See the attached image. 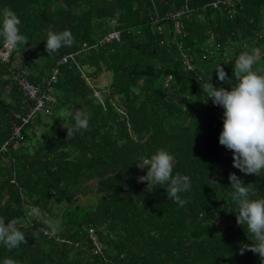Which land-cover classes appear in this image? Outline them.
Listing matches in <instances>:
<instances>
[{
	"label": "trees",
	"instance_id": "16d2710c",
	"mask_svg": "<svg viewBox=\"0 0 264 264\" xmlns=\"http://www.w3.org/2000/svg\"><path fill=\"white\" fill-rule=\"evenodd\" d=\"M212 1L188 0L182 35L164 15L184 0H0V13L13 10L28 41L9 63L0 59V216L18 219L27 240L12 250L0 245V264H260L258 254H239L251 237L227 194L235 173L251 199L264 198V170L232 166L231 150L218 142L223 108L206 100L203 85L219 65L231 78L242 52L264 74V0H241L232 17ZM49 30L70 31L74 43L48 55ZM113 30L121 41L101 44ZM16 68L34 84L58 69L53 105L31 115L20 141L11 138L12 122L29 103L9 77ZM210 75L215 87L230 88L215 69ZM77 111L89 128L67 138ZM158 149L173 155V175L190 177L184 206L167 198V185L148 191L137 180L147 169L135 163ZM89 227L105 245L103 260L91 252Z\"/></svg>",
	"mask_w": 264,
	"mask_h": 264
},
{
	"label": "clouds",
	"instance_id": "9594fccd",
	"mask_svg": "<svg viewBox=\"0 0 264 264\" xmlns=\"http://www.w3.org/2000/svg\"><path fill=\"white\" fill-rule=\"evenodd\" d=\"M20 23L13 10L5 8L0 13V40L3 41L0 54L7 55L18 45L28 44L27 38L20 33L18 27ZM73 43L74 38L70 31L57 33L49 30L45 51L51 55L58 52L61 47H70ZM255 62L253 54L242 52L234 61L231 78L227 76L222 65L211 69V71L215 69L217 80L228 83L230 88L215 87L211 82V71L203 85L206 100L210 99L213 105L223 108L222 130L218 142L231 150L232 166L247 175H257L264 170V74L253 70ZM73 119L74 124L66 127L67 138L82 134L89 128V121L83 113L77 111ZM135 164L139 169H147L145 175L138 177L137 180L146 182L148 191L167 185L166 188H161L165 190L168 199L179 206L187 203L181 197V193L190 191V177L179 172L172 174L173 155L165 149H158L150 158H143ZM228 180L232 191L227 195L236 205L233 211L236 223L244 230L246 228L251 237V239L247 237L251 241L250 244L240 246L239 254L251 251L258 254L260 264H264V198L251 199L250 188L244 185L235 173H229ZM31 213L33 216L39 215L35 207L31 209ZM49 223L50 226H58V222ZM19 224L18 219H11L6 223V218L0 216V245L12 250L19 248L22 243L27 244L26 234L20 230ZM4 264L16 262L6 258Z\"/></svg>",
	"mask_w": 264,
	"mask_h": 264
},
{
	"label": "built area",
	"instance_id": "2783aa9c",
	"mask_svg": "<svg viewBox=\"0 0 264 264\" xmlns=\"http://www.w3.org/2000/svg\"><path fill=\"white\" fill-rule=\"evenodd\" d=\"M241 0H214L210 3V6L213 9H217L220 5H224L226 9V13L229 17H232L237 7L239 6ZM191 9L188 6V0H184V2L174 11H168L164 18L171 19L174 22V29L176 32L182 33L185 35L184 23L182 21V17L190 12ZM120 40V32L119 30H113L107 33L100 41L101 44L117 42ZM12 52V51H11ZM7 55L0 54V59L4 63H8L10 60V54ZM183 63L185 68L191 70L194 66L193 58L188 54L182 55ZM67 57H62L60 61L57 62V65L66 62ZM29 72L25 68H17L11 69L9 73V77L13 82L18 86L24 101L29 103V111L27 114L22 115L19 113L14 114V122H12L13 129L11 132V138L15 141H20L22 138V127L28 123L31 115L35 111L45 110L46 112L49 110V106H51L50 102L53 101L52 96L50 95V91L52 90L53 84L57 81L58 69L54 68L52 74L45 80L42 84H34L28 79ZM169 79L171 76L168 77ZM8 88V86L6 87ZM6 144L3 143L0 147V150L6 149ZM43 233L47 235V237H54V233L46 228L42 229ZM86 234L88 241L91 245V252L95 255L101 256L102 260L104 257L103 251L105 248L104 243L99 240L98 235L93 227H89L86 229ZM58 240V238H56ZM105 261V260H104ZM103 264V263H98Z\"/></svg>",
	"mask_w": 264,
	"mask_h": 264
},
{
	"label": "rangeland",
	"instance_id": "374dc122",
	"mask_svg": "<svg viewBox=\"0 0 264 264\" xmlns=\"http://www.w3.org/2000/svg\"><path fill=\"white\" fill-rule=\"evenodd\" d=\"M112 22H113V21H112ZM255 59H256V58H255ZM105 79H106V78H105L104 74H102V75H101V81H102V83H101L100 85H103V83L106 82ZM105 89H106V88H105ZM104 91H106V90H104ZM50 104L53 105V101H51ZM219 114H220V115L222 114L221 111H219Z\"/></svg>",
	"mask_w": 264,
	"mask_h": 264
}]
</instances>
